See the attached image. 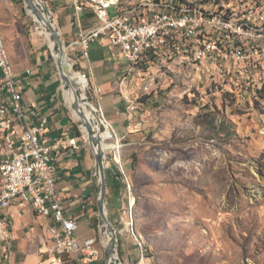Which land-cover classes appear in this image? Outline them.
Here are the masks:
<instances>
[{"label":"rangeland","instance_id":"obj_1","mask_svg":"<svg viewBox=\"0 0 264 264\" xmlns=\"http://www.w3.org/2000/svg\"><path fill=\"white\" fill-rule=\"evenodd\" d=\"M43 1L58 27L49 2ZM20 3L28 13L29 33L54 58L40 22L28 11L25 0ZM116 13L110 9L112 16ZM202 65L207 64L181 72L164 71L162 65L163 76L173 81L170 84L163 83L157 69L148 73L139 69L145 73L143 79L154 73V83L162 87L151 90L153 83L149 95H145L141 79L131 85L134 91L130 93L136 91L135 106L159 91L155 96L161 101L155 106L164 108L153 113L154 120L158 118V128L172 125L170 136L151 134L125 144L111 131L105 141L108 164L115 162L120 168L117 160L121 158L124 166L126 174L121 168L119 171L127 187L124 208L128 213L124 216L132 213L139 237L132 224L125 231L124 223L130 218H110L119 231L117 264H264V137L259 133L264 109L248 104L264 101L258 96L259 88L252 91V81L258 78L236 74L224 79L217 76L219 70L205 72ZM70 68L79 71L72 64ZM85 93L96 106L88 87ZM241 93L246 102L241 101ZM94 115L102 127L96 111ZM133 154L138 160L135 170L127 167ZM99 218L104 224L101 215ZM102 236L98 248L108 264V237ZM45 264L58 263L52 258ZM62 264L76 263L68 256Z\"/></svg>","mask_w":264,"mask_h":264},{"label":"crops","instance_id":"obj_2","mask_svg":"<svg viewBox=\"0 0 264 264\" xmlns=\"http://www.w3.org/2000/svg\"><path fill=\"white\" fill-rule=\"evenodd\" d=\"M47 1L55 13L61 37L69 47V56L75 61V66L80 72L88 75L91 87L103 88L101 106L118 139L126 141L125 144H134L137 138H148L151 134L170 136L172 132L169 127L172 128V125L167 124L165 129L158 128V118L154 120L156 114L153 113L164 108L163 105L158 108L155 106L161 101L160 97L155 96L159 91L150 99L144 98L133 110L128 108L125 98L134 99L136 93V91L132 93L133 95L130 93L133 89L131 85L136 86L141 79L143 89L146 91L144 93L149 95V89L155 81L148 75L143 79L145 73L143 74L141 70L133 77L130 72L127 79L125 73L129 69V64L108 38L92 42L88 58L83 55L81 44L77 45V50H72V44L80 41L82 33H88L98 26L99 20L94 10L86 8L78 18L71 0ZM0 27L19 78L22 103L28 110L29 125L33 126L46 117L50 121L47 132L50 140L55 141L60 137L79 138V148L68 146L56 153L54 163L57 169V186L63 196L65 216L79 221L78 235L81 241L97 237L99 243L105 232L99 218L101 183L98 163L89 139L84 140L78 131L81 121L70 110L57 60L51 57L50 49L45 48L29 33L31 28L29 29L28 25V13H24L20 0H0ZM160 79H164L163 83H173L165 76ZM153 85L155 86L151 90L162 89L155 83ZM31 109H35L37 115L33 116L29 112ZM110 167L114 168L110 177L111 183L115 184L112 191L117 194V198L113 200V211L116 212L115 216L119 215L124 221L126 217L130 218L124 223L125 231L129 230V225L132 224L135 232V219L132 213L124 216V213H128L124 208L127 187L118 175L117 164L110 162L108 168ZM0 216V220L3 221L2 228L6 227L8 234L5 237L0 233V264H45L53 258L49 252L53 246V238L48 229L49 221L33 206L27 205L17 210L8 205L4 207ZM81 263L78 261V264ZM88 264H104L103 257L100 254L98 258L88 261Z\"/></svg>","mask_w":264,"mask_h":264},{"label":"built area","instance_id":"obj_3","mask_svg":"<svg viewBox=\"0 0 264 264\" xmlns=\"http://www.w3.org/2000/svg\"><path fill=\"white\" fill-rule=\"evenodd\" d=\"M71 3L78 18L86 8H91L99 20L95 29L82 33L80 41L72 44L74 51L77 50V45L81 44L86 58L89 57L90 44L98 40L104 41L105 35H112L121 47L122 55L130 57L132 61L136 55H145L139 54V47H145L147 41H154V51H158L163 49L162 38L165 37V30H178V37L172 38L170 54L173 53L174 48L179 47V42H187V47L193 48V56L178 59L176 63L159 60L154 64H146V73L157 69V74L161 73L163 76L164 64L183 68L184 64H197L196 56H199L200 50H197L195 37L198 33H190V26L198 19H206L213 25H219V32L208 36L206 48L211 49V57L207 65H202L205 72L209 68H217L218 61H221V53H228L232 55V61L240 68V72L248 73V68H244L248 53L258 51V46L264 45V21H258L254 17L257 0H248L246 4H239L236 0H227L220 6L207 4L203 6V12H193V6L180 0H121L119 4L71 0ZM111 8L116 10V15L110 14ZM218 40L231 41V48H219ZM241 42L252 43V50H241ZM68 59L75 66L73 58L68 56ZM78 73L87 80L86 88L88 87L94 102L96 101L95 111L99 115L100 123L105 129L109 128L118 140V135L101 106L103 88L91 87L88 75L80 71ZM257 74L258 81H252V91H255L257 85L264 84V69H257ZM148 76L154 79V73ZM217 76L227 78L222 72H218ZM242 99L246 102L243 93H241V101ZM125 100L128 108L132 110L137 99L125 98ZM248 104L253 109L254 106H262L264 109V101ZM27 112L22 103L19 78L0 27V175H4V191H0V207L4 206L7 197H25V205L16 208L17 210L31 205L37 212H42L49 221L48 229L53 238V246L49 252L58 264L64 262L66 254L73 256V259L80 263L98 258L100 255L98 238L92 237L81 241L78 235L79 221L65 216L63 196L57 186V169L54 163L56 153L68 146L79 148V138L60 137L52 141L47 135L49 119L43 117L31 126L27 121ZM29 112L33 116L37 115L35 109ZM8 116H18L19 127L8 124ZM79 131L80 136L88 141L82 122L79 124ZM259 131H264V121ZM117 161L126 174L121 158ZM0 233L6 237L7 228L0 229ZM140 248L142 251L143 247Z\"/></svg>","mask_w":264,"mask_h":264},{"label":"bare ground","instance_id":"obj_4","mask_svg":"<svg viewBox=\"0 0 264 264\" xmlns=\"http://www.w3.org/2000/svg\"><path fill=\"white\" fill-rule=\"evenodd\" d=\"M85 1L100 2L102 4H119L121 0H85ZM247 1L248 0H240L239 4H246ZM180 2H187L189 6H193V12H203V6H206L207 4L211 6H220V4L226 3L227 0H180ZM34 3L42 11V13L45 16L44 19L40 20V25L44 29L43 31H41V34H44L47 40L49 39L51 48L54 49L55 43L50 40L51 33L46 29V26L48 22L53 23V25L55 26L56 22L53 19L52 13L47 9L45 1L34 0ZM254 17H256V20L258 21H264V0H257V6L254 7ZM201 31H204V32H201ZM218 32H219V25H213L209 23L208 20L206 19H198L191 24L190 33H198L195 37V44H196L197 50H200L199 56H196L197 64L201 65V64L209 63V60L211 57V49L206 48L208 36H213L214 34H217ZM177 37H178V30H175V29L165 30V37L162 38L163 49L154 51V41H147L145 44V47H139V54H145V55H136L132 61H130V57H124L129 64V68L131 66V69H128L127 73H125L126 74L125 77L128 79L130 72L132 73L136 71L137 73L140 69L138 67L139 64H141L145 68V71H146V64H154L156 61H159V60H165V63H176L178 59L187 58L188 56H193V48L187 47V42H179V47L174 48L173 53L170 54V52L172 51V38H177ZM104 38H108L113 44V46L116 47L121 52V47H119V44L112 37V35H105ZM218 47L219 48H231V41L218 40ZM241 50H252V43L241 42ZM54 52H55V56L58 57L59 53L56 51ZM197 64H184V68L179 67L178 65H171V64H164L165 67L163 66L162 67H163V70L167 68L175 72L177 71L181 72L187 68L188 69H198L200 65H197ZM244 68H248L249 70L248 73L240 72V68L236 67L234 61H232V55H229L228 53H221V61H218L217 68H215V70L217 69L220 72L224 73V75L231 76V77H235L236 74H240V75H243L244 77L252 76L253 78L255 77L258 78L257 69H264V45H259L258 51H251L248 53V57L244 61ZM69 75L72 78L79 80L80 89H81L80 104H81L83 112L86 115L87 120L92 121L95 118L94 111L96 109L93 104H91L85 99L87 80L84 77L80 76L78 72H76L75 70L71 68H70ZM257 88H259L260 93H264V84H259ZM65 91H66L65 95L68 99V102L72 107V104L74 103L75 98H76L75 90L71 88ZM82 98H84L85 100H83ZM134 108H136L135 101H134V106L132 110ZM73 113L77 118H80V114L77 110L73 109ZM18 123H19L18 116H8V124L12 125V127H18ZM98 132H99L98 135L101 137L103 147L108 148V145L105 143V141L110 137L111 130L109 128H106L104 132L99 131V130ZM259 133L262 137H264V131H259ZM0 191H4V175H0ZM8 205L14 208L22 207V205H25V197H7V199L4 200V206L0 207V215H1V212L4 210V207ZM38 213L44 217V214L42 212H38ZM2 225H3V221L0 220V229H2ZM107 237L108 238L106 240V243L109 244V241L111 238L109 235V232L107 233ZM138 245L140 247H143V244L140 240H138ZM142 252H143V249H142ZM117 261H118V256L116 253H114L110 257V264H117Z\"/></svg>","mask_w":264,"mask_h":264},{"label":"water","instance_id":"obj_5","mask_svg":"<svg viewBox=\"0 0 264 264\" xmlns=\"http://www.w3.org/2000/svg\"><path fill=\"white\" fill-rule=\"evenodd\" d=\"M25 2H26V8L28 9V11H30L31 15H33L39 22L41 19H44L45 17L44 14L35 5L34 0H25ZM46 29L51 33L50 40L55 43L54 49L52 48L51 49L59 53L58 57H56L55 54L54 56L57 60L58 68L61 73L62 80L64 82V88L67 90L73 88L75 90L76 98L74 103L72 104V108L77 110L80 114L79 119L86 128L89 142L93 146L96 161L98 163V174L101 183L99 210H100V215L104 221L103 230L105 234L109 232V235L111 237L108 244L109 256L111 257L114 253L117 252V247L119 242V231L109 217L108 183H107V168L109 161L106 154L107 148L103 147L101 137L98 135L99 133L98 130L104 132L105 127L103 126L99 127L94 119L92 121L87 120L86 115L83 112L80 104V96H81L80 82L78 79L72 78L69 75L71 63L69 62L68 59L69 56L68 45L62 39L61 32L56 25L54 26L53 23L48 22ZM82 99L83 100L86 99L88 101L87 94L85 99L84 98ZM110 257L107 260L108 264H110Z\"/></svg>","mask_w":264,"mask_h":264},{"label":"trees","instance_id":"obj_6","mask_svg":"<svg viewBox=\"0 0 264 264\" xmlns=\"http://www.w3.org/2000/svg\"><path fill=\"white\" fill-rule=\"evenodd\" d=\"M76 67V66H75ZM140 69H142V70H144L145 71V68L141 65V64H139V66H138ZM89 93L91 94V92L89 91ZM258 96H262V97H264L263 96V94H261V93H259V95ZM254 99L255 100H257L256 98H257V96L254 94ZM141 101H143V98L141 99ZM215 125L216 124H214V127L213 128H215ZM79 131V130H78ZM78 134H80V132H78ZM129 164H131V168L130 169H133V170H135L136 168H137V164H138V160H137V156L135 155V154H133L132 155V158H131V160H130V162H129ZM118 166V165H117ZM128 166V165H127ZM114 168L113 167H110V168H108L107 169V183H108V209H109V216H110V218L111 219H113L114 217H115V215H116V212H114L113 211V200L114 199H116L117 198V194H115V193H113V191H112V189L113 188H115V184H113V182L111 183V172H113L114 170H113ZM118 169H119V171H120V168H119V166H118ZM119 176H121V173L119 172V174H118ZM122 254V253H121ZM65 258L67 259L68 258V254H66L65 255ZM74 260V262L76 263V264H78V261L76 260V259H73Z\"/></svg>","mask_w":264,"mask_h":264}]
</instances>
